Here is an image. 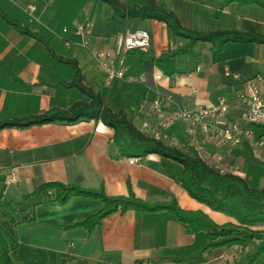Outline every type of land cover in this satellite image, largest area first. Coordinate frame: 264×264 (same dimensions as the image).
Listing matches in <instances>:
<instances>
[{"label": "crops", "instance_id": "0c3cea01", "mask_svg": "<svg viewBox=\"0 0 264 264\" xmlns=\"http://www.w3.org/2000/svg\"><path fill=\"white\" fill-rule=\"evenodd\" d=\"M120 1L139 7L146 0ZM156 2L188 30L264 34V10L256 6H226L224 0ZM77 25L84 26L88 34L62 33ZM137 30L150 37L147 56L154 61L129 55L128 80L106 87L91 52L106 51L117 35ZM82 41L87 43L85 48ZM185 44L182 39L173 40L164 23L124 21L95 0H0V123L52 109L66 110L84 99L76 88L66 85L74 76L66 60L75 63L86 87L101 95L113 112L123 111L136 129L144 123L156 124L149 107L156 94H171L182 107L189 108L193 101L207 107L221 96L231 101L243 83L256 79L264 99V45L227 43L215 54L208 44H198L191 57L166 58ZM192 89L196 91L193 96ZM236 123L243 122L231 111L226 124ZM168 134L185 153L196 152L187 145L183 124ZM113 138V130L95 120L0 130V232L13 264H234L264 246L262 238L245 250L212 247L221 240L212 241L202 232L190 233L165 212H117L88 232L78 225L98 214L99 201L72 197L61 205L28 197L40 185L54 182L81 190L101 189L111 198H126L131 192L148 205L174 201L181 210L201 212L219 227L240 230L236 220L192 200L181 189L178 164L153 154L130 165L127 157L120 156ZM254 141L234 147L231 141L222 143L221 137L198 136L196 145L206 155H220L238 169L233 174H240L251 187L262 188L264 147H255ZM12 173L18 180L7 185L5 179ZM3 203L12 205L14 211L5 209ZM27 215H33V220L22 222ZM255 229L264 231V226L251 230ZM251 264H264V253Z\"/></svg>", "mask_w": 264, "mask_h": 264}, {"label": "trees", "instance_id": "16d2710c", "mask_svg": "<svg viewBox=\"0 0 264 264\" xmlns=\"http://www.w3.org/2000/svg\"><path fill=\"white\" fill-rule=\"evenodd\" d=\"M97 4H106L117 18L124 21H147L153 20L164 23L173 40L182 39L186 44L178 47L176 51L169 53L166 58L177 59L179 57H191L193 48L198 44H208L210 52L219 54L227 43L264 45V34L253 31L243 33L238 30L215 32H197L184 28L180 21L170 11L160 7L156 0H146L139 7H128L120 0H95ZM231 3L245 7L256 6L264 10V0H224V5ZM139 58L147 63L153 62L148 53L134 51ZM132 53V54H134ZM65 61V60H64ZM63 61V62H64ZM74 70V76L68 87L76 88L85 98L74 102L66 110L52 109V111L35 117L24 118V120H10L0 123L3 129H24L31 126L43 124L62 123L75 124L80 120L98 121L107 128L113 130V139L121 157L144 158L157 155L164 160H170L181 167L177 180L181 189L186 191L190 198L200 204L208 206L211 210L222 213L237 221L240 230L219 227L201 212H189L179 208L174 201L167 204L148 205L138 200L133 193L124 197H108L101 189L97 191L81 190L72 185H64L59 182L45 183L35 189L28 197H36L40 200H53L63 205L72 197H85L102 204L98 214L84 220L78 227L91 232L99 226L101 220L114 213L124 214L134 211L137 214L165 212L170 214L177 222L185 225L190 233H206L213 241H221L211 245L220 247H239L245 250L255 240L264 238V231L251 230L257 226H264V188L251 187L240 174L226 173L220 175L209 168L198 153L187 154L181 148L170 147L136 129L128 120L126 114L115 113L110 109L104 98L83 84L80 70L71 60H66ZM257 139H264V127H254ZM2 206L10 212L14 211L12 205L3 203ZM33 215L22 218V222H30ZM264 253V246L257 249L256 253L248 258L242 257L234 264H249ZM0 264H13L9 255V247L0 232Z\"/></svg>", "mask_w": 264, "mask_h": 264}, {"label": "built area", "instance_id": "2783aa9c", "mask_svg": "<svg viewBox=\"0 0 264 264\" xmlns=\"http://www.w3.org/2000/svg\"><path fill=\"white\" fill-rule=\"evenodd\" d=\"M62 33H71L75 37H83L88 34L87 29L77 25L73 30L63 29ZM68 47L69 43L66 44ZM85 48L87 43L81 42ZM150 37L145 31H133L119 34L115 37L112 47L106 51H92L91 56L94 64L103 74L105 86H111L115 82L128 80L127 73L129 66L127 60L134 51L148 53L150 50ZM200 67L196 69L199 71ZM191 78V76H187ZM256 79H250L243 83L240 90H237L231 101L226 97L216 99L214 105L203 106L195 101L189 108L178 105L171 94H156L150 103V115L155 119V125L144 123L140 131L147 136L167 144L170 147L179 148V142L168 134L172 127L183 124L188 135V146H193L196 153L200 155L206 165L220 175L237 172L223 161L220 155H206L196 145L198 136L221 137V141H231L232 146L237 147L243 141H254L255 133L253 127H264V99L261 98L259 89L256 86ZM196 93L192 89L191 96ZM237 113L242 120V125H227L226 121L231 113ZM255 147H264V142L254 141ZM180 149V148H179ZM127 163L134 165L135 158H127ZM16 174L5 179L7 185L16 184ZM264 188V187H262Z\"/></svg>", "mask_w": 264, "mask_h": 264}, {"label": "rangeland", "instance_id": "374dc122", "mask_svg": "<svg viewBox=\"0 0 264 264\" xmlns=\"http://www.w3.org/2000/svg\"><path fill=\"white\" fill-rule=\"evenodd\" d=\"M252 130H253L254 132H256L254 127H253ZM254 139H255V141H257V135H256V137H255ZM261 171H264V168L260 169V172H261ZM262 176H264V175H262Z\"/></svg>", "mask_w": 264, "mask_h": 264}]
</instances>
